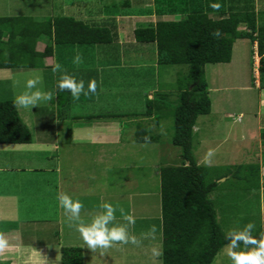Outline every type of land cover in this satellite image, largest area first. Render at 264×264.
I'll return each instance as SVG.
<instances>
[{"label": "rangeland", "instance_id": "obj_1", "mask_svg": "<svg viewBox=\"0 0 264 264\" xmlns=\"http://www.w3.org/2000/svg\"><path fill=\"white\" fill-rule=\"evenodd\" d=\"M71 1L0 0V17L33 16L43 21L66 14L71 9ZM82 1L74 0L73 3L83 4ZM109 8L112 9L111 2ZM130 27V22L124 26L125 29ZM127 39L124 37L122 48H115V45L104 49L107 51H103L102 61L116 63L104 65V74L99 70L90 76V80H96V93L81 94L78 100L72 99L70 105L62 108L55 99V91H52L55 85L52 81H58L61 72L39 69L0 71V101L14 99L13 95L25 91V82L29 78L39 77L37 88L53 93L51 101L42 102L31 110L17 105L32 132L33 143L13 145L6 147L12 152H0V209L3 212L12 206L14 195L16 211L12 208L7 213L20 214V219L12 220L19 223L26 238L37 245L52 239L55 243L79 244L86 256L84 264H162L161 255H151L152 248H158L162 253L159 169L183 164L180 150L172 145V109L179 97L177 74L187 67L159 66L155 45H132ZM67 50L62 57L57 53L51 64H61L63 71L84 80L87 89L90 80L82 75L86 69L93 68L88 62H97L98 52ZM76 54L82 57V63H73ZM254 56L252 42L241 39L234 45L229 65L206 67L204 80L209 91L211 113L197 119L193 154L199 165L212 170L210 181L226 174L230 167L253 165L252 157H255L257 141L261 139L259 135L264 133V98L261 97L264 86L262 91L256 88L258 69L254 65ZM162 93L169 94L166 102L170 108L159 121H154V117H135L146 110L145 99H149V94L161 99ZM103 114L121 117L75 120L76 117ZM139 124L159 141L137 143L135 133ZM259 125L261 131H258ZM250 132L252 136L248 135ZM7 169L12 170L6 172ZM244 175L249 177L242 180L222 178L220 186L211 195L225 232L238 230L248 222L255 225L254 230L264 231L263 182L259 178L251 179L249 172ZM64 192L83 202L82 219L88 217L87 213L92 214L91 218L101 213L103 202L116 207L117 223H126L124 215L135 217L130 231L141 238V244L126 246L123 254L120 250L107 254L109 250L103 253V250L88 249L80 233L77 237L74 225H70L65 214L61 223L63 227L59 228L53 221L59 208L57 196ZM91 204L94 207L92 212L87 210ZM7 213L5 215H12ZM41 220L53 222L46 224ZM153 225L156 228L154 235L150 232ZM61 228L64 233L60 235ZM214 264H230L223 250Z\"/></svg>", "mask_w": 264, "mask_h": 264}, {"label": "trees", "instance_id": "obj_2", "mask_svg": "<svg viewBox=\"0 0 264 264\" xmlns=\"http://www.w3.org/2000/svg\"><path fill=\"white\" fill-rule=\"evenodd\" d=\"M173 1L171 8H176ZM124 6V5H123ZM125 8H128V6ZM244 26L245 30L239 28ZM219 33L218 35L216 33ZM258 33V37L256 36ZM114 22L97 24L67 14L37 20L33 16L0 17V71L38 70L46 59L65 51H94L98 46H110L117 39ZM138 45L156 46L159 66H186L178 75V102L173 107L172 145L180 150L183 164L159 169L162 224V264H214L223 246L226 233L218 220L211 195L218 189L222 178H259L255 165L228 168L226 174L210 181L211 169L197 163L193 154V132L199 116L211 113L209 91L205 83L208 65H229L237 40L258 42L260 56L259 77L264 83V33L257 27L254 11L235 13L227 18L212 20L206 14H190L180 21H164L156 26L140 27L135 31ZM41 45L39 46V44ZM104 56H101L103 59ZM106 59V58H104ZM56 101L60 108L70 105L72 97L67 90L55 86ZM146 98V110L135 115L159 121L169 110L166 100ZM118 115L74 117L80 119L120 118ZM137 143H157L146 127L139 124L135 133ZM33 135L23 122L14 99L0 101V145H30ZM243 173V174H242ZM260 179V178H259ZM263 228V227H262ZM253 235L264 237L263 229ZM79 247H63L61 264H83ZM0 264H3L0 260Z\"/></svg>", "mask_w": 264, "mask_h": 264}, {"label": "crops", "instance_id": "obj_3", "mask_svg": "<svg viewBox=\"0 0 264 264\" xmlns=\"http://www.w3.org/2000/svg\"><path fill=\"white\" fill-rule=\"evenodd\" d=\"M73 1L74 0L70 2L71 9L69 11L68 10L66 11L67 15L78 18V19H82L85 21L87 20V21L94 22L95 20L97 24H102V23L105 24L108 21L114 22L115 30L118 36H117L116 41L113 42V44H111L110 46L112 47L116 45L115 48H118V47L122 48V46L125 45L124 37L128 38L126 40L128 43L132 45H136L137 42L135 40L134 34H135V31L140 27L156 26L158 23L164 22V21H168V22L180 21V20L186 19L192 13L193 14L195 13L206 14L212 20H220L223 18H227L230 15L235 14V13H240V12L244 13L246 11L247 12L254 11L256 15V20H257V27L259 29L261 28V30L264 33V19H263L264 18V0H96V2L95 0H84L82 1L83 4L78 3L79 1L73 3ZM171 1H173V4H175V7H176L175 9L170 7ZM110 2H111L112 9L109 8ZM217 2L220 4L219 9H214L210 6V4L217 3ZM63 3L65 4V2ZM67 3L68 2H66V4ZM125 5L126 7L128 6V8H125ZM145 8L146 10L143 11V9ZM128 22H130L131 27L129 29H125L124 26H127ZM239 29L245 30L246 28L244 26H241ZM256 36L258 37V33H256ZM253 46L255 49V56L253 57V61H254V65L258 69V71L256 72L257 73L256 77H258L256 88L262 91L260 77H259L260 56L258 55V53H256L258 49V42H255ZM105 48L107 47L101 48L98 46L97 48L94 49V51H96V53L98 52L97 54H99L98 56L96 55L95 57V59H97V62H88V65L91 64L93 68L86 69V71H84L85 73H83L84 75H82L84 79L90 80L91 79L90 76H94L95 72L97 74L99 70L102 71L101 74H104V71H105L103 69L104 65H108V64L114 65L116 63V62H103L102 61L101 56L103 55V51H107V50H104ZM52 60L54 59L53 58L46 59L44 62V65H45L44 68L39 69V70L48 71V72L52 71L51 69L54 66L51 64L54 62ZM92 71H93V74L91 73ZM52 83L55 84L54 87H52L53 88L52 91H55V86L57 84V81H52ZM13 97L15 99L16 95H13ZM261 97L264 98L263 91L261 93ZM152 98H153V95L149 94V99H152ZM262 102L264 104V100ZM19 110L20 109H18V111ZM22 120L24 121L23 118ZM24 123L27 126H29L25 121ZM259 127L260 125L258 126V131H261V128ZM248 135L252 136L253 133L250 132L248 133ZM260 135L259 137H261V139H258L257 141V145H256L257 147L255 149V157L254 158L252 157L251 164L257 166L258 172L261 173V175H259V178L263 182L261 186V190H262L261 194L264 197V180H263L264 179V133L261 136ZM11 146L13 145H0L1 147L0 152L1 153L12 152V150H9L8 148H6V147H11ZM20 146H25V145H20ZM256 157L258 158V160ZM8 168H10V166ZM15 168L17 167H14L13 169ZM18 168L21 170L22 167L20 166ZM10 170L7 169L6 172ZM32 171H36V170L32 169ZM32 171H30V173ZM14 198L16 200V197L13 195V200H11L13 207L8 206V208L6 210H3V212L0 209V219H1L0 220V233H3L9 241V248L5 249L3 253H0V260L3 264H61V249L63 247H79L82 249L84 253V249L80 247L79 244L77 246H73L72 245L73 243H64L62 241L55 243V241L52 239L50 242L48 241L46 242V240L41 241L42 244L37 245L36 243H33L31 240L26 238V236H24V233H22V231L19 229L20 228L19 223H17L16 220H12L16 218L20 219L21 218L20 214L18 213V216H13L12 212L7 213L12 208H13L12 211H16L17 207L14 203ZM89 207L90 208H87V210L92 212V209L94 207L92 206V204ZM5 213L12 214V215H8L10 216L8 217L7 215H5ZM64 214H65L64 210L61 207H59L57 214H56V219L53 220V221H56V225H58L59 228L63 227L61 226V223H63ZM87 215L88 217L83 219L84 222H90L92 219L91 218L92 214L87 213ZM41 221L46 224H50L51 222H53L52 220L51 221L41 220ZM63 233L64 232L61 228L59 231V234L61 235ZM76 235L77 237H79V232L76 231ZM128 245L130 244L114 246L110 249H107L109 250L107 254L112 253L114 250H117V252L120 250V253L123 254V252H125L124 250L125 247ZM105 251L106 250H103V253ZM85 258L86 256H84L83 264L86 263Z\"/></svg>", "mask_w": 264, "mask_h": 264}, {"label": "clouds", "instance_id": "obj_4", "mask_svg": "<svg viewBox=\"0 0 264 264\" xmlns=\"http://www.w3.org/2000/svg\"><path fill=\"white\" fill-rule=\"evenodd\" d=\"M210 6L219 9L220 4L212 3ZM219 34L218 32L216 33ZM257 53V52H256ZM73 63H82V57L76 54L73 57ZM52 71L61 72L57 81L59 91L67 90L70 92L73 100H78L81 94L87 96L89 93H96V80L88 82L85 89L84 80H78L75 76L69 75L63 71L62 65L57 63ZM40 78H29L25 82V91L18 94L14 99V105L31 110L42 102H48L53 99V93L50 91H41L37 88ZM15 86V81L13 82ZM241 120V118H239ZM58 205L64 210L70 225H74L77 232L87 246L92 251L107 250L117 245H136L141 244V238L130 231V227L135 224V217L124 215L123 220L126 223H115L116 207L110 202H103L101 208L103 211L94 216L90 222H84L81 218V210L84 207L83 202L66 192L59 193L57 196ZM255 225L248 222L238 230H229L224 234L227 243L223 246L224 254L229 258L230 264H264V237L257 238L253 235ZM156 228L153 225L150 229L151 234H155ZM9 248V241L3 233H0V253ZM161 250L151 249L153 257L160 256Z\"/></svg>", "mask_w": 264, "mask_h": 264}]
</instances>
